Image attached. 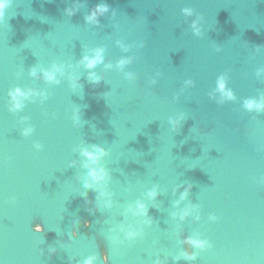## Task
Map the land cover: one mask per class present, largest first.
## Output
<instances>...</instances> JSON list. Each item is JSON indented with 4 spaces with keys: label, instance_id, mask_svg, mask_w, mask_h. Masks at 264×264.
Returning a JSON list of instances; mask_svg holds the SVG:
<instances>
[{
    "label": "water",
    "instance_id": "obj_1",
    "mask_svg": "<svg viewBox=\"0 0 264 264\" xmlns=\"http://www.w3.org/2000/svg\"><path fill=\"white\" fill-rule=\"evenodd\" d=\"M102 2L109 11L86 20ZM99 48L103 62L86 68ZM54 65L58 83L43 78ZM221 76L234 99H222ZM16 87L44 95L12 111ZM249 98H264V0H9L0 264H264V111ZM96 145L109 179L89 188L83 149ZM129 227L143 235L128 239Z\"/></svg>",
    "mask_w": 264,
    "mask_h": 264
},
{
    "label": "clouds",
    "instance_id": "obj_2",
    "mask_svg": "<svg viewBox=\"0 0 264 264\" xmlns=\"http://www.w3.org/2000/svg\"><path fill=\"white\" fill-rule=\"evenodd\" d=\"M9 0H0V18L3 17L4 14V9L8 6ZM110 6L107 3H98L91 13L86 17V20L89 22H99V16L107 13L109 11ZM187 15H192V9H185L184 10ZM195 26V22H194ZM197 31H199L197 29ZM103 49L99 48L94 50V53L92 55H85L81 63L85 65L86 68L92 69L94 68L98 63L103 62ZM129 63L128 60H121L119 62L120 66L123 67ZM63 69L62 67L59 66H53L52 69H44L43 70V78L46 79L49 82H55L58 83L57 79V73L62 72ZM37 70L34 68L32 70V75L36 76ZM90 77L93 79L94 83H98L100 78L96 76L95 73H89ZM73 85L75 86V79L73 81ZM218 90L222 93V99L227 98V99H234V93L230 90L227 89L226 87V79L225 77L221 76L218 81ZM33 95H44L43 93L39 92H34L32 89H28L27 91L20 88L16 87L14 89L9 90V96L11 98V110L12 111H18L23 108L24 106V101L28 98H30ZM244 106L247 110L249 111H264V98L261 99H256V98H249L245 101ZM33 129L32 128H26L25 129V135L29 134ZM107 154V150L104 149L102 146L96 145L93 146L91 149L89 148H84L83 149V155H85L88 160H89V173L88 177L90 178L89 180L86 181L85 186L86 187H93L94 184H99V183H106L107 180L109 179V172L107 168L101 164L102 158ZM191 186H189L190 188ZM157 189L153 188L149 190V197L155 198L158 195ZM188 194V189L182 193L181 198H186ZM102 195L105 196H110V193L104 192ZM110 200H109V205H110ZM136 213L138 215H147L148 213V207L147 204L143 201H137L136 203ZM190 214V210H185L181 214V218H184ZM199 218V217H197ZM143 235V230L142 229H136L134 227H129L126 230V236L128 239H135L138 237H141ZM185 242L190 244L191 246L198 248V249H206L210 247V241L208 239H202L199 236L196 237H187L185 239ZM182 257L184 259H187L189 261H194L196 259L197 253L196 252H191V251H183L181 253ZM108 257L107 254H105V261H107ZM96 260L95 256L88 257L85 261L82 262V264H94ZM155 264H163V262L157 258L155 261Z\"/></svg>",
    "mask_w": 264,
    "mask_h": 264
}]
</instances>
